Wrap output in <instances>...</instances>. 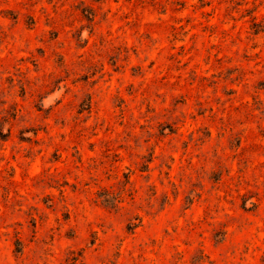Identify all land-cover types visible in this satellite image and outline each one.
I'll return each instance as SVG.
<instances>
[{
    "label": "rangeland",
    "instance_id": "1",
    "mask_svg": "<svg viewBox=\"0 0 264 264\" xmlns=\"http://www.w3.org/2000/svg\"><path fill=\"white\" fill-rule=\"evenodd\" d=\"M0 264H264V0H0Z\"/></svg>",
    "mask_w": 264,
    "mask_h": 264
}]
</instances>
